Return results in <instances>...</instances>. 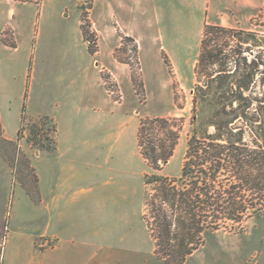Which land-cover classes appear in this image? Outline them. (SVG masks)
<instances>
[{"label": "crops", "instance_id": "0c3cea01", "mask_svg": "<svg viewBox=\"0 0 264 264\" xmlns=\"http://www.w3.org/2000/svg\"><path fill=\"white\" fill-rule=\"evenodd\" d=\"M96 1L98 10L101 8L97 30L113 38V31L105 28L109 14L123 21L146 18L156 6L154 2L161 6L168 0ZM180 1L181 5L188 3L198 15L208 6L216 12L219 8L232 12L233 19L224 17L213 24L233 28L236 19L253 17L262 0H210L215 5L211 7L206 0ZM68 2L0 0L3 137L17 140L24 109L30 117L48 115L57 125L53 152L36 150L25 139L20 141L38 176L37 201L14 181L11 167L0 154V226L6 220L9 223L4 263L161 264L144 216L146 172L136 177L126 170L105 171L112 155L113 107L108 102L104 108L94 105V95L86 91V79H76L73 84L67 73L70 66L89 60L94 63L103 47L95 54L89 51L79 10L75 27L69 26L67 32L71 37L73 31L74 41H47L41 48L36 46L37 16L46 14L47 26L52 30L58 25L57 19L66 16ZM106 5L109 10L104 9ZM12 191L15 199L9 214Z\"/></svg>", "mask_w": 264, "mask_h": 264}, {"label": "rangeland", "instance_id": "374dc122", "mask_svg": "<svg viewBox=\"0 0 264 264\" xmlns=\"http://www.w3.org/2000/svg\"><path fill=\"white\" fill-rule=\"evenodd\" d=\"M206 1V5L215 6L213 1ZM181 3L180 0H168L160 6L154 2L156 6L152 12H147L146 18H128L126 19L128 22L109 14L105 20L107 24L105 28L113 31V38L97 30L98 11L101 8L98 10L96 0H70L64 11L66 16L57 19L58 25L52 30L47 26L46 14L40 13L37 16L35 25L37 48H41L47 41L50 43L74 41L73 31L70 33L71 37H68L67 32L71 30L70 27H75L79 11L89 51L95 54L103 47L94 63L89 60L82 65L70 66L67 73L73 84L76 79L82 82L86 79V91L94 95V105L104 108L108 102V106L113 107L114 125L111 131L113 147L112 155L105 163V171L109 168L115 171L126 170L134 172L136 177L141 172H146L147 175L180 176L188 140L195 130L198 132L204 130V122L213 113L210 108L203 105L196 108L194 105L195 88L210 71V68L208 70L205 66L198 67L201 40L206 23L220 22L224 17L233 19V13L230 11L225 13L220 8L219 12H216L210 10L208 6L205 13L200 12L198 15L188 3L183 2V5ZM104 9L109 10V6H104ZM130 20H134L136 25ZM236 20L238 21L233 27L236 32L214 34L211 36V44L225 47L220 56L227 57L228 68L235 69V60H240L239 75L243 73V67L250 65L251 61L259 63V66L253 69L254 83L248 93L261 96L264 92V86L260 82L264 77V65L261 64L264 62V48L255 43H264V0L253 17ZM133 28L137 31H133ZM126 30L129 32L126 33ZM242 38H249V41L241 46L238 41ZM240 50L243 52L240 53ZM164 53L168 57V62ZM33 66L31 63L29 90ZM217 67L218 65L211 70ZM147 116L165 117L178 131L174 153L159 169H153L148 165L138 145L139 123ZM209 131H214V127L211 126ZM248 139L252 141L250 132ZM251 145L255 146V143L251 142ZM155 193H157L155 184L146 185L144 216L156 241L157 231L151 229H155V225L150 224L151 201ZM14 199L12 191L9 214ZM2 212L6 213L7 210L3 209ZM181 231L182 229L176 228L177 234L169 240L173 250H181V243L184 240ZM195 243L193 242V245ZM201 243L193 251L192 256H187L184 264H264V213L236 224L233 228L229 226L208 232ZM161 256V264H173L175 261L174 255L166 254L164 250Z\"/></svg>", "mask_w": 264, "mask_h": 264}, {"label": "trees", "instance_id": "16d2710c", "mask_svg": "<svg viewBox=\"0 0 264 264\" xmlns=\"http://www.w3.org/2000/svg\"><path fill=\"white\" fill-rule=\"evenodd\" d=\"M220 32L236 29L213 23L204 26L198 67L205 66L210 71L195 88L194 105H203L213 113L204 122V130H195L188 140L180 176L145 175L146 185L155 184L157 191L151 201L150 223L155 225L152 231H157V253L160 259L163 250L174 255L173 264H184L208 232L233 228L264 213V92L261 96L248 93L254 83L253 69L259 63L251 61L241 75L240 60H235V69L228 68L227 57L220 56L225 47L211 44V36ZM248 41L242 38L238 42L242 46ZM255 45L264 48V43ZM260 82L264 86V77ZM56 133L52 117H30L25 109L17 140L5 139L0 123V152L13 169L14 181L36 201L40 194L38 176L20 141L25 139L36 150L53 152ZM137 134L140 152L149 166L159 169L169 161L178 131L167 118L141 119ZM176 228L182 229L184 239L179 251L169 244L177 234Z\"/></svg>", "mask_w": 264, "mask_h": 264}, {"label": "built area", "instance_id": "2783aa9c", "mask_svg": "<svg viewBox=\"0 0 264 264\" xmlns=\"http://www.w3.org/2000/svg\"><path fill=\"white\" fill-rule=\"evenodd\" d=\"M9 234V223L6 220L2 226H0V264L4 263L5 258V247L8 239Z\"/></svg>", "mask_w": 264, "mask_h": 264}]
</instances>
